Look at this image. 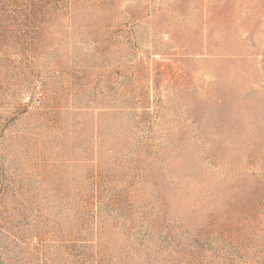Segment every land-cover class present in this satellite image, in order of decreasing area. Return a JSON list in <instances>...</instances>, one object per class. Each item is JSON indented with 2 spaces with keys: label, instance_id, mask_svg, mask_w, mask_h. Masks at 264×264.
<instances>
[{
  "label": "rangeland",
  "instance_id": "obj_1",
  "mask_svg": "<svg viewBox=\"0 0 264 264\" xmlns=\"http://www.w3.org/2000/svg\"><path fill=\"white\" fill-rule=\"evenodd\" d=\"M0 264H264V0H0Z\"/></svg>",
  "mask_w": 264,
  "mask_h": 264
}]
</instances>
